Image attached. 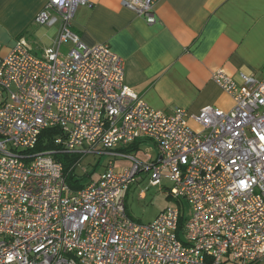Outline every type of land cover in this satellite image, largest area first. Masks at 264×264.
Segmentation results:
<instances>
[{
    "label": "built area",
    "instance_id": "built-area-1",
    "mask_svg": "<svg viewBox=\"0 0 264 264\" xmlns=\"http://www.w3.org/2000/svg\"><path fill=\"white\" fill-rule=\"evenodd\" d=\"M158 1L121 4L151 25ZM81 5L92 6L45 0L35 22L57 27L51 45L37 57L22 37L0 56V264H258L264 69L260 77L240 72V83L222 68L212 72L233 99L228 111L152 108L124 82L122 56L107 43L87 45L73 30ZM48 127L58 130L53 146L35 150ZM141 139L155 156L125 151ZM56 153L79 154L75 171L87 153L111 159L97 179L73 189ZM116 158L131 164L116 166ZM142 172L151 185L169 181L177 200L148 223L134 221L124 200Z\"/></svg>",
    "mask_w": 264,
    "mask_h": 264
},
{
    "label": "crops",
    "instance_id": "crops-1",
    "mask_svg": "<svg viewBox=\"0 0 264 264\" xmlns=\"http://www.w3.org/2000/svg\"><path fill=\"white\" fill-rule=\"evenodd\" d=\"M88 1L92 6L78 7L73 30L87 45L107 43L122 56L124 82L152 108L181 107L189 115L205 105L228 111L233 99L211 79L212 72L222 68L237 83L240 72L262 76L264 0H159L151 25L121 0ZM44 3L0 0V56L22 37L38 51L32 42L53 27L35 22ZM143 143L154 150L145 153L155 156V146L142 139L125 151L137 152Z\"/></svg>",
    "mask_w": 264,
    "mask_h": 264
},
{
    "label": "rangeland",
    "instance_id": "rangeland-1",
    "mask_svg": "<svg viewBox=\"0 0 264 264\" xmlns=\"http://www.w3.org/2000/svg\"><path fill=\"white\" fill-rule=\"evenodd\" d=\"M44 32L47 33L44 37L37 40L36 42H32L35 49H38V51L35 50L36 52H32L37 57L41 56L45 47L51 45L52 37H54L56 33V26L54 25L53 27H50L49 30L45 29ZM67 49L68 47L66 45L61 47L63 53H65ZM192 124L195 125L194 123ZM145 144L147 143L141 144L140 149L137 152L130 150L129 154L134 155L138 159H144V154L147 149L154 151ZM85 147H87V144H84V147H82L81 150L85 149ZM74 156L79 157L80 155L74 154ZM77 157L74 158L75 161L77 160ZM109 159H111L109 155H101L99 153H87L86 155L81 156L76 166V178H79L82 183H88L92 179H97L99 177L100 171L105 168V165ZM114 163L116 165H130L131 161L116 158L114 159ZM84 166L88 167L87 173L82 171V167ZM95 166L96 168L94 169ZM88 173L92 174L88 175ZM139 176L140 179L132 183L127 189L126 195L124 196L125 207L127 214L134 221L139 223H148L151 222L165 207L177 204V200L167 193V188L171 186L169 181L163 180L161 186L151 185L148 183L149 172H142L139 174ZM180 203L184 206L185 213L187 214V202L181 199ZM260 264L264 263L261 262Z\"/></svg>",
    "mask_w": 264,
    "mask_h": 264
},
{
    "label": "trees",
    "instance_id": "trees-1",
    "mask_svg": "<svg viewBox=\"0 0 264 264\" xmlns=\"http://www.w3.org/2000/svg\"><path fill=\"white\" fill-rule=\"evenodd\" d=\"M58 130L56 127H48L42 130L38 143L35 147V150H43L48 149L53 146L51 142V137L54 133H56ZM137 142L134 144L136 145ZM129 148V147H128ZM133 148V145L131 146ZM127 149V148H126ZM132 150V149H131ZM55 159L57 161H60L64 166L65 176L67 183L73 188L78 189L85 185V183H82L79 178H76V172L72 169V164L75 162L74 158L77 156H74V154H63V153H56L54 155ZM78 159V157H77ZM96 166L94 167V169ZM93 173V172H92ZM92 173H88V175H91ZM79 177V176H78Z\"/></svg>",
    "mask_w": 264,
    "mask_h": 264
}]
</instances>
